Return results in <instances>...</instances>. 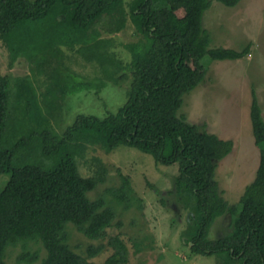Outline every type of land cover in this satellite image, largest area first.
Returning <instances> with one entry per match:
<instances>
[{
	"label": "trees",
	"instance_id": "1",
	"mask_svg": "<svg viewBox=\"0 0 264 264\" xmlns=\"http://www.w3.org/2000/svg\"><path fill=\"white\" fill-rule=\"evenodd\" d=\"M219 1L235 6L240 0ZM211 5V0H0V39L9 46L24 50L33 45L48 17L53 30L65 33V44L79 40L89 48L90 58L105 66V79H129L127 99L116 112L79 115L62 138L43 123V130L30 125L27 135H20L24 125L9 123L10 79L0 69V174H10L0 193L6 196L0 207V264H6L8 247L19 245V264H135L133 256L143 250L144 240L130 245L120 233L109 235V229L118 206L140 208V200L127 176L118 188L107 190L112 198L106 192L90 198L107 172L101 160L94 174L81 172L78 159H86L90 145L107 152L127 145L151 154L157 164H178L175 195L187 213L182 236L191 252L218 253L226 264H264V117L258 101L251 118L260 163L236 204L223 197L215 178L217 161L232 150L233 141L179 113L184 96L205 80V57L249 53V46L241 51L211 47L204 27ZM129 27L137 39L123 43L125 59L115 35ZM189 53L196 57L194 66ZM19 149L25 151L23 162L15 159ZM225 214L231 219L229 231L209 238L211 226ZM70 226L100 243L90 245L87 256L78 253L69 243ZM105 239L112 251L98 261L95 257L108 249Z\"/></svg>",
	"mask_w": 264,
	"mask_h": 264
},
{
	"label": "rangeland",
	"instance_id": "2",
	"mask_svg": "<svg viewBox=\"0 0 264 264\" xmlns=\"http://www.w3.org/2000/svg\"><path fill=\"white\" fill-rule=\"evenodd\" d=\"M211 3L204 15L211 47L241 51L249 46V53L240 58L231 52L205 57L202 60L207 68L205 80L184 96L179 113L185 114L188 122L233 141L232 150L217 161L215 178L223 197L236 204L255 180L260 163L261 148L255 142L251 110L256 98L264 117V0H240L235 6L219 0ZM183 13L182 9L177 11L180 16ZM49 24L47 17L39 38L24 50L0 39V69L10 79L9 123L17 121L24 125L20 135L30 131V125L39 132L43 124H51L62 138L79 115L103 117L116 112L127 99L129 79L124 77L118 83L105 79V66L90 58L89 48L83 42L65 44V33L53 30ZM132 32L129 27L115 35L118 54H123L125 59L129 55L123 43L137 39ZM188 61L195 65L193 53H189ZM38 113L46 118L45 122ZM88 148L86 159H78L81 172L94 174L96 160H101L107 169L104 182L89 193L90 198L96 199L104 192L112 198L107 190L118 188L122 176H127L140 200V208L133 206L125 211L118 206L115 224L109 229V235L120 233L130 245L134 240H144L143 250L133 256L135 264H226L218 253L194 254L184 243L182 232L186 229L187 213L175 195L178 164H157L151 154L127 145L112 152L99 145ZM23 152L18 150L16 161H25ZM9 178V173L0 174V193ZM5 200L6 196H0V207ZM118 219L123 220L122 226L117 225ZM230 223L229 214L218 217L210 228L209 238L223 236L229 231ZM68 230L69 243L82 255L87 256L90 245L100 243L87 238L74 226ZM103 242L108 249L95 257L98 261L112 251L107 239ZM32 246L40 247L34 243ZM21 250L20 245L9 246L6 264H19L16 257Z\"/></svg>",
	"mask_w": 264,
	"mask_h": 264
}]
</instances>
